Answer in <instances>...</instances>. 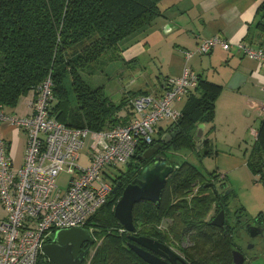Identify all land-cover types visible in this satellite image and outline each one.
Wrapping results in <instances>:
<instances>
[{
  "label": "trees",
  "instance_id": "1",
  "mask_svg": "<svg viewBox=\"0 0 264 264\" xmlns=\"http://www.w3.org/2000/svg\"><path fill=\"white\" fill-rule=\"evenodd\" d=\"M162 1L0 0V102L10 113L14 112L20 100L37 93L51 75L55 93L51 114L60 122L93 131L109 128L110 124L121 125L113 119L119 103L109 99L104 83L93 85L86 76L101 73L103 68L97 71L98 67L106 65L110 55L123 50L124 39L154 25L158 19L164 21L163 13L168 9L161 6ZM257 15L261 19L257 24L264 27V0ZM198 77V88L203 86L204 94L190 96L182 109L181 120L176 125L168 122L159 131V137H155L153 145L163 144L158 153L179 168L170 175L159 206L146 200L135 205L136 234L168 244L188 264H234L239 227L263 219L264 212L260 211L254 221H243V212L237 210L234 223L226 219L224 227L215 226L212 220L222 207L226 215L229 210L231 194L224 195L229 188L225 178L216 170L206 173L190 159H182L179 164L168 155L171 149L175 154L187 148L195 149L198 157L217 152L208 148L211 144L208 139L202 147L197 131L193 130L200 123L214 121L222 86ZM262 124L248 158L253 172L261 174L257 177L260 182L264 178V119ZM176 129L181 130L180 134L168 143L163 142V134ZM149 148L146 145L138 148L129 163L131 172L118 173L116 179L125 176L129 184V178H136L148 162L140 156ZM209 176H216L221 182L219 188L212 186ZM126 183L114 190L117 184L107 202L87 222L85 227L92 231L95 241L84 246L89 253L83 264H149L131 248L132 240L114 213ZM212 210L214 214L208 219ZM163 220H171V224L161 227ZM39 264L53 263L42 255Z\"/></svg>",
  "mask_w": 264,
  "mask_h": 264
},
{
  "label": "built area",
  "instance_id": "2",
  "mask_svg": "<svg viewBox=\"0 0 264 264\" xmlns=\"http://www.w3.org/2000/svg\"><path fill=\"white\" fill-rule=\"evenodd\" d=\"M217 46L225 51L235 48L264 62L263 47L254 48L244 40L232 42L219 35L202 38L195 49L181 51L188 61ZM198 84L197 73L186 65L181 76L168 79L162 95L131 98L135 119L101 131L69 127L52 116L55 93L51 75L37 93H32L27 115L12 114L0 102V203L6 212L0 216V264H39L44 245L58 229L85 227L113 191V179L108 178L107 170L129 164L138 148L151 147L161 122L176 125L183 117L176 104ZM261 110L264 113V94ZM6 125L27 134L20 167L13 164L10 141L3 133ZM88 137L89 163L84 165L80 164L81 150ZM63 171L72 174L65 190L56 181Z\"/></svg>",
  "mask_w": 264,
  "mask_h": 264
},
{
  "label": "crops",
  "instance_id": "3",
  "mask_svg": "<svg viewBox=\"0 0 264 264\" xmlns=\"http://www.w3.org/2000/svg\"><path fill=\"white\" fill-rule=\"evenodd\" d=\"M262 1L163 0L161 6L168 9L163 13L164 21L158 19L154 25L140 29L127 37L121 42L123 50L113 53L108 58L106 68L110 62L123 64L118 69L112 70V75H109L106 69L108 79L105 88L110 82L108 80L114 79L117 84L121 83V87L118 86L113 92L107 93L105 90L109 99L120 105L113 115V119H116L115 123L126 124L136 118L137 114L130 103L134 95L141 93L162 95L168 79L181 76L187 65L203 79L222 86L216 100L215 119L212 123L206 124L204 135V138L211 142L208 148H213V141L218 143L217 148L222 142L225 143V146L217 149L212 156L218 161L217 173L225 178L226 183H229L228 178L235 176L247 182L254 177L255 179L260 177L261 174L256 175L249 167L248 158L257 140L255 132L259 133L263 127L264 113L261 110V103L264 94V62L248 57L235 48L225 51L220 46L209 54L196 55L186 61L181 50H193L202 38L214 35L222 36L232 42L244 40L254 48H264V27L257 24V20H261L257 12ZM262 21L264 22V17ZM167 26L169 28L166 29ZM236 72H242L246 77H240L236 82L237 88L232 89L228 85ZM100 81L101 78H98V82ZM204 92L203 86L191 90L181 102L176 104V107L182 110L190 96H201ZM26 98L29 101L32 93ZM124 98H128L127 102L123 101ZM25 110L24 114L12 113L25 116L30 109L27 107ZM162 128H166V125L160 123L156 133ZM3 133L9 138V150L14 166H22L27 147V134L9 125L3 127ZM167 133H164L163 137ZM209 135L212 138H209ZM251 139L253 143L250 142ZM235 146L237 151L232 152L230 147ZM87 152L89 153V148ZM87 152L83 162L86 165L89 163ZM228 202L229 207L230 204H234L232 208L235 211L243 212V221L245 219L253 221L254 218L248 216L244 204L239 206L232 196ZM261 211L264 212V206ZM5 215L6 212L0 216ZM238 235L244 237L242 239L247 240L250 243L249 247H252L254 240L245 231L244 224L237 231L239 244Z\"/></svg>",
  "mask_w": 264,
  "mask_h": 264
},
{
  "label": "water",
  "instance_id": "4",
  "mask_svg": "<svg viewBox=\"0 0 264 264\" xmlns=\"http://www.w3.org/2000/svg\"><path fill=\"white\" fill-rule=\"evenodd\" d=\"M167 28H169V26H167L166 29ZM240 77L245 78L246 75L242 72H236L228 87L232 89L237 88L238 85H236V82ZM197 128V137L201 140L202 146L207 141L204 138L206 125L200 123ZM180 132V129H176L167 133L163 137V142H170L172 138L176 137ZM162 145L161 142H158L140 156L148 160V162L140 169L138 176L125 186L120 199L115 205V216L122 227L128 232L136 233L133 214L135 205L146 200L152 201L159 206L170 175L176 168H179V165L172 163L166 156L158 153ZM118 186H121V182H119L115 188L116 190ZM231 192L232 190L226 191L224 195L230 194ZM226 219V210L222 207L221 211L212 220V223L215 226L224 227ZM260 222H264V218L255 223L249 222L245 225V231L251 238L256 239L261 236L260 240L262 246L259 244V254L251 256L243 253L240 249H234V264H254L255 261L264 254V223L263 225H256ZM129 238L136 242V244L130 243L131 248L149 264H170L168 261L162 259L160 254L170 255L173 264H178V261L188 264L167 244L154 238L143 235H129ZM94 241L95 238L93 233L87 227L63 228L55 232L54 238L44 245L43 251L44 255L48 257L53 264H83L89 253V249L84 248V246L87 243H94Z\"/></svg>",
  "mask_w": 264,
  "mask_h": 264
},
{
  "label": "rangeland",
  "instance_id": "5",
  "mask_svg": "<svg viewBox=\"0 0 264 264\" xmlns=\"http://www.w3.org/2000/svg\"><path fill=\"white\" fill-rule=\"evenodd\" d=\"M105 58V57H104ZM123 64L122 62H110L108 67H107V72L109 73V75L111 74V71L114 69H118L119 67H121ZM102 69L101 73L99 72L98 74L95 73L92 76L87 75L86 78L87 80H89L91 82V84L93 85H97V84H101L107 82L106 80L108 79V74L104 69H106V65H102L100 67H98ZM159 71V70H158ZM98 78H101V81L98 83ZM110 81V82H109ZM128 81H130V79H128ZM108 85L106 86L105 90L107 91V93L113 92L114 90L117 89L118 86L121 87V83L119 82V84H117V82H114V79L112 80H108ZM110 84V85H109ZM31 99H29L30 101ZM29 101H27L26 97H23L19 104L18 107L15 108L14 112L15 113H26L25 108H29ZM27 105V107H26ZM168 121H164L161 122L162 125H166L167 126ZM226 128V126H225ZM198 128H196L195 130L197 131ZM156 137H159V133L157 132L155 134ZM209 138H212L211 135H209ZM252 142V139L251 141ZM90 143H91V137H88L85 141V145L84 148L82 149V156L80 159V164H84V160L86 159V152L88 151V148L90 150ZM214 145L213 148L214 150H217L219 148H222L223 146H225V143L222 142L219 147L217 148L216 146L218 145V143H216L215 141H213ZM216 143V144H215ZM253 143V142H252ZM250 143V144H252ZM222 146V147H221ZM232 149V152H234V150L237 151V146L235 147H230ZM173 149H171V152L168 153V155L170 157H172L173 160H175L177 163L181 164L182 163V159H190L193 163H195L199 168H201L202 170H204L206 173L208 172H212L217 170V159L215 157L212 156H203V157H198L197 156V151L195 149H183V150H178L175 152ZM88 153V152H87ZM173 153V155H172ZM85 165V164H84ZM132 167L129 166V164L126 165H118L116 168L111 167L110 169L107 170V175L108 178L113 179V177L118 174V173H130L131 172ZM72 177V174H70L68 171H63L61 174H59L57 176V184L58 187L60 189L65 190L68 185H69V181ZM229 183H227V186L229 187L227 191L232 190V192L230 193L231 196L233 197L234 202H237V204L239 206H243V204L245 205V207L247 208L248 211V216L252 219L254 218L263 208L264 206V178H262L261 182L258 183V186L255 183V177L254 179L252 178L250 181H246L245 179H241L239 180L238 177H232V178H228ZM260 187V188H259ZM231 206L229 207V210L227 211V220H231L232 223H234V221L236 220L235 217V210L234 208H232V206L234 207V204H230ZM262 206V207H261ZM5 214V210L3 209L1 203H0V215H4ZM214 214V210H212V212L208 215V219H210ZM254 221V219H253ZM167 224H171V220H163L161 223V227H166ZM243 234V233H241ZM249 235V234H248ZM250 237V235H249ZM244 237H242L241 235H238V240L240 244H243L244 247H246L247 249L250 246V243L245 240L242 239ZM251 238V237H250ZM253 242H255V247L253 248V250H251L248 254H253V255H258L260 252V245L262 246V242L260 240V238H256L253 239ZM260 244V245H259ZM254 246V244L252 245ZM235 249H239L238 245L237 248ZM46 257V256H45ZM48 258V257H46ZM44 260V259H43ZM264 263V254L262 256H260L254 264H261Z\"/></svg>",
  "mask_w": 264,
  "mask_h": 264
},
{
  "label": "flooded vegetation",
  "instance_id": "6",
  "mask_svg": "<svg viewBox=\"0 0 264 264\" xmlns=\"http://www.w3.org/2000/svg\"><path fill=\"white\" fill-rule=\"evenodd\" d=\"M118 176H120V175H115L114 177H113V184H114V187L117 185V184H119V182H121V187L126 183V180L127 179H125V176L121 179V178H118V179H116ZM134 178H132V179H130L129 178V182H131L132 180H133ZM208 179L210 180V183L212 184V186L213 187H215V188H219V186H220V184H221V182L220 181H218V179H216V176H214V177H212V176H209L208 177ZM126 184H128V183H126ZM114 190H115V188H114ZM253 223H255V222H253ZM263 223L264 222H260V223H258V224H256V225H263ZM128 232V231H127ZM129 235H134V236H139L138 234H136V233H131V232H128V236ZM143 236H146V235H143ZM149 237V236H148ZM258 238H260L261 239V236H259ZM154 239H156V240H158L157 238H154ZM253 239H255V238H253ZM132 240V239H131ZM159 241V240H158ZM161 242V241H160ZM131 244H136V242L134 241V240H132L131 242H130ZM163 243V242H162ZM253 244H254V246H252L251 248L249 247L248 249L246 248V247H244L243 246V244H238V248L241 250V251H243V253H245V254H248L251 250H253V248L255 247V242H253ZM168 245V244H167ZM169 246V245H168ZM175 253H177L171 246H169ZM161 255V257H162V259H164V260H166V261H168L170 264H173L172 262H171V256L170 255H162V254H160ZM181 255V254H180ZM249 255H251V256H255V255H253V254H249ZM181 257H183V256H181ZM253 258H255V257H253ZM183 259H184V261L186 262V263H188L187 262V260L183 257ZM178 264H185V263H183L182 261H178Z\"/></svg>",
  "mask_w": 264,
  "mask_h": 264
}]
</instances>
